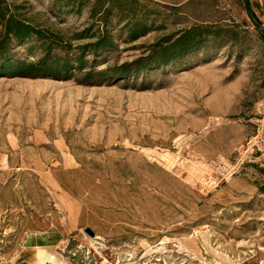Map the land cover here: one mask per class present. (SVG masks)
Returning <instances> with one entry per match:
<instances>
[{
  "label": "rangeland",
  "instance_id": "1",
  "mask_svg": "<svg viewBox=\"0 0 264 264\" xmlns=\"http://www.w3.org/2000/svg\"><path fill=\"white\" fill-rule=\"evenodd\" d=\"M117 1L104 24L94 0H0L69 56L104 31L114 43L59 77L0 72V264H25L30 236L72 264H264V33L243 0L214 24ZM193 25L209 28L201 44L118 74ZM37 44L8 55L37 60Z\"/></svg>",
  "mask_w": 264,
  "mask_h": 264
},
{
  "label": "trees",
  "instance_id": "2",
  "mask_svg": "<svg viewBox=\"0 0 264 264\" xmlns=\"http://www.w3.org/2000/svg\"><path fill=\"white\" fill-rule=\"evenodd\" d=\"M250 5V13L255 24H259V19ZM106 4L121 8L122 4L117 0H94L91 6L90 15L94 17L99 14L100 21H104L108 16ZM262 9H264V0H262ZM99 33L96 40L76 46V53L69 56L71 44L63 41L62 38L53 32L33 26L23 20L15 17L8 10L0 7V72L11 73L13 75H26L34 73H45L59 77L62 73L77 70L80 71L84 65L89 62L85 53H100L114 46L113 41L105 34ZM209 33V28L203 25H193L192 27L181 30L170 35L152 46L151 53L132 62H125L116 68L118 74L128 75L132 72L142 70L148 66L162 64L174 57L182 55L191 50L204 40V35ZM27 38H35L38 41L37 47L42 52L37 60L10 59L8 48L12 41L20 42ZM135 33L130 34L129 39L134 40ZM33 49V46H29ZM55 48L65 51V55L54 52ZM91 72H88L90 75Z\"/></svg>",
  "mask_w": 264,
  "mask_h": 264
},
{
  "label": "crops",
  "instance_id": "3",
  "mask_svg": "<svg viewBox=\"0 0 264 264\" xmlns=\"http://www.w3.org/2000/svg\"><path fill=\"white\" fill-rule=\"evenodd\" d=\"M176 8L180 13L189 17L192 21L199 24H214L225 21L226 15L237 13L239 17V0H154ZM244 1V0H243ZM253 1L258 10L264 14L262 0H249L253 11ZM226 5L223 9L221 4ZM245 7V4H244ZM223 11H227L225 14ZM246 11V10H245ZM247 13V12H246ZM58 242L50 240L48 237L30 236L27 240L26 251L28 257L24 260L25 264H72L69 263L58 252Z\"/></svg>",
  "mask_w": 264,
  "mask_h": 264
},
{
  "label": "water",
  "instance_id": "4",
  "mask_svg": "<svg viewBox=\"0 0 264 264\" xmlns=\"http://www.w3.org/2000/svg\"><path fill=\"white\" fill-rule=\"evenodd\" d=\"M244 4H245V10H246L247 14L249 15L250 19L252 20L251 13H250V5H249V3H248V0H244ZM253 22H254V21H253ZM254 24H255V23H254ZM255 26H256V27H257L262 33H264V28H262L261 26H259V25H257V24H255ZM84 230H85V232H86L89 236H91V237L94 236V232H93L90 228L86 227Z\"/></svg>",
  "mask_w": 264,
  "mask_h": 264
}]
</instances>
